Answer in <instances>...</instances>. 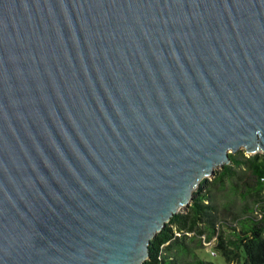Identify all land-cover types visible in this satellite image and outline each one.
Returning a JSON list of instances; mask_svg holds the SVG:
<instances>
[{
  "label": "water",
  "instance_id": "obj_1",
  "mask_svg": "<svg viewBox=\"0 0 264 264\" xmlns=\"http://www.w3.org/2000/svg\"><path fill=\"white\" fill-rule=\"evenodd\" d=\"M239 147L264 0H0V264H140Z\"/></svg>",
  "mask_w": 264,
  "mask_h": 264
},
{
  "label": "trees",
  "instance_id": "obj_2",
  "mask_svg": "<svg viewBox=\"0 0 264 264\" xmlns=\"http://www.w3.org/2000/svg\"><path fill=\"white\" fill-rule=\"evenodd\" d=\"M228 155L211 179L199 180L185 209L154 234L140 264H214L198 254L208 244L229 263L264 264V154Z\"/></svg>",
  "mask_w": 264,
  "mask_h": 264
},
{
  "label": "rangeland",
  "instance_id": "obj_3",
  "mask_svg": "<svg viewBox=\"0 0 264 264\" xmlns=\"http://www.w3.org/2000/svg\"><path fill=\"white\" fill-rule=\"evenodd\" d=\"M238 151H244L245 154H248V152L243 148V147H239L236 151L234 152H238ZM220 166H217L215 169L219 168ZM214 174V173H213ZM213 174H208L206 175L205 177H207L208 179H211L213 177ZM218 201L220 202H223L225 200V197L222 196L219 192V195L217 197ZM207 201V200H205ZM188 204V203H187ZM186 204V205H187ZM185 209V205H181L179 207V211ZM227 211H225L226 213ZM229 216V214H228ZM177 233V232H176ZM209 242H206L205 244H208ZM198 254L200 257L204 258V259H207V260H210L212 261L214 264H243V259L240 258V260L238 262H233V263H229L227 262L224 257L219 253L217 252L213 245L211 244H208V245H205L203 247H200L199 250H198Z\"/></svg>",
  "mask_w": 264,
  "mask_h": 264
},
{
  "label": "built area",
  "instance_id": "obj_4",
  "mask_svg": "<svg viewBox=\"0 0 264 264\" xmlns=\"http://www.w3.org/2000/svg\"><path fill=\"white\" fill-rule=\"evenodd\" d=\"M206 243V242H205Z\"/></svg>",
  "mask_w": 264,
  "mask_h": 264
}]
</instances>
